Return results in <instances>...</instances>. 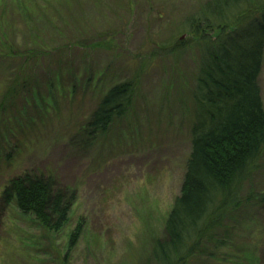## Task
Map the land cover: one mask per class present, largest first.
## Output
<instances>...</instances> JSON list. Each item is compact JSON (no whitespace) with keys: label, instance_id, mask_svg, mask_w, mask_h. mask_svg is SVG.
Returning <instances> with one entry per match:
<instances>
[{"label":"rangeland","instance_id":"rangeland-1","mask_svg":"<svg viewBox=\"0 0 264 264\" xmlns=\"http://www.w3.org/2000/svg\"><path fill=\"white\" fill-rule=\"evenodd\" d=\"M207 1L0 0V264H153L191 154L200 54L188 20ZM133 79L131 112L86 145L96 105ZM260 86L264 102V65ZM24 174L75 196L63 229L2 202ZM250 190H264L263 172ZM243 217L235 243L264 264V210Z\"/></svg>","mask_w":264,"mask_h":264},{"label":"trees","instance_id":"trees-1","mask_svg":"<svg viewBox=\"0 0 264 264\" xmlns=\"http://www.w3.org/2000/svg\"><path fill=\"white\" fill-rule=\"evenodd\" d=\"M188 25L200 54L191 95L192 148L165 237L153 244L151 261L252 264L248 247L235 243L236 224H230L254 209L264 210V190L244 191L264 173V0H208ZM13 84L11 90L18 92L25 82ZM139 90L134 79L109 89L79 132L84 143L94 146L114 123L124 120ZM9 105L4 99L1 107ZM1 200L49 231L68 224L75 204V196L57 189L52 178L34 174L12 179ZM81 234L82 223L70 242L76 244Z\"/></svg>","mask_w":264,"mask_h":264}]
</instances>
